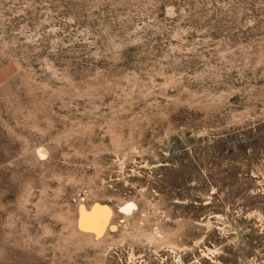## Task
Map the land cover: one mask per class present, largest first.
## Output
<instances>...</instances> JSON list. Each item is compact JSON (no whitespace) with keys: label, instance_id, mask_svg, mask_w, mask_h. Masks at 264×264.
<instances>
[{"label":"rangeland","instance_id":"374dc122","mask_svg":"<svg viewBox=\"0 0 264 264\" xmlns=\"http://www.w3.org/2000/svg\"><path fill=\"white\" fill-rule=\"evenodd\" d=\"M0 264H264V0H0Z\"/></svg>","mask_w":264,"mask_h":264},{"label":"bare ground","instance_id":"6f19581e","mask_svg":"<svg viewBox=\"0 0 264 264\" xmlns=\"http://www.w3.org/2000/svg\"><path fill=\"white\" fill-rule=\"evenodd\" d=\"M132 205L131 203L127 204L125 209L128 207L131 208ZM111 214V208L107 205H101L100 203H95L90 209L81 206L78 224L83 229L100 234L107 228Z\"/></svg>","mask_w":264,"mask_h":264}]
</instances>
